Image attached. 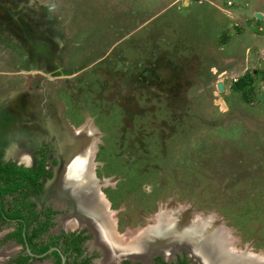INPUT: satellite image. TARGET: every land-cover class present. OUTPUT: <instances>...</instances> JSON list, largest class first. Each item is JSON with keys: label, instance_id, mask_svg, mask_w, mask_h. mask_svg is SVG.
<instances>
[{"label": "rangeland", "instance_id": "374dc122", "mask_svg": "<svg viewBox=\"0 0 264 264\" xmlns=\"http://www.w3.org/2000/svg\"><path fill=\"white\" fill-rule=\"evenodd\" d=\"M74 2L59 15L67 76L53 81L65 118L93 130L94 175L116 184L99 189L118 225L143 227L165 211L178 222L206 215L238 246L264 251V71L255 51L264 0ZM15 60H0V108L16 86L37 80ZM246 72L255 78L247 98L232 89ZM56 87L45 89L55 102Z\"/></svg>", "mask_w": 264, "mask_h": 264}, {"label": "flooded vegetation", "instance_id": "af4514ba", "mask_svg": "<svg viewBox=\"0 0 264 264\" xmlns=\"http://www.w3.org/2000/svg\"><path fill=\"white\" fill-rule=\"evenodd\" d=\"M74 1L46 0L43 3H38L35 0H0V60L8 58L10 55V58L16 59L18 68L23 67L26 71L31 70V72L23 73L20 72L21 69H18L14 74L23 73L27 77H37V80H35L36 78L26 80L27 88L26 86H16L14 90L22 92L26 99L29 101L33 99L35 103L37 102L34 97L42 94L46 96L47 101L42 99L40 103H37L39 108L42 109L47 105L50 107L48 111L40 112L39 115L27 117L24 114L22 116V112L15 114L10 111V108L14 106L11 105L10 97H6V102L1 104L0 160L2 163H13L14 167L20 166L31 170H37L41 163L48 174L39 177L36 185L31 178L25 179L16 190L1 197L0 264H201L197 257L190 253L186 244L167 247L170 252L166 254L159 245L147 240L146 234H141L144 228L154 224L158 214L152 215L150 217L152 222L143 227L132 229L131 227L122 228L118 225L119 221L115 217L117 210L110 208V199L105 190L99 189L100 186L115 188L116 184L111 186L112 178L98 179L95 177L93 169L95 167L97 169L100 164L96 165L93 161L91 153L93 150H84L87 146L93 149V130L86 125V121L74 126L70 119L63 115L65 111L60 105L62 107L64 105L58 100L59 92L56 82L53 81H62L64 76H67L61 64L63 53H65L63 44L66 32L64 27L62 28L63 25L60 24L59 15L64 13L68 15V11L72 7L79 5ZM60 8H65L61 14L59 13ZM42 65H45L44 74H40L38 71L41 70ZM2 74L7 73L2 72ZM49 83L51 87H56L54 93L58 97L56 98L58 103L52 100V92L45 90L49 87ZM34 85H37L38 89H35ZM31 87L34 88L33 94L30 92ZM42 102L44 103L41 104ZM21 103L24 110L27 109L26 102L21 100ZM15 109L18 110L14 108L13 111ZM54 112L59 115H54ZM4 124L5 126H3ZM17 132L22 136L23 142L31 143L33 141L35 143L33 147H23L21 151L25 152V155L19 153L17 156L8 150L7 143L13 139ZM68 133H71L72 136ZM30 137L33 139L29 141ZM76 157L84 158V161L86 158L90 169L89 178H92L94 182L87 186L88 182L84 177L79 185L86 183L85 195L101 201L99 211L103 212L97 217L94 212L86 209L83 218L79 219V225H74V222H71L75 200L69 201V197H71L69 192L73 194L74 188L67 187L63 198L56 195L57 186H63L58 177V173H61L60 168L69 165ZM74 178L71 176V179ZM18 181L13 180L12 184L18 183ZM170 212L174 217L176 211ZM191 213L193 211L186 214ZM186 214L182 213L183 219H186ZM97 219L99 224L104 227L100 229L103 230L104 237L101 235V231H96ZM106 225H109L108 229H106ZM228 230L229 233L226 234L236 252H243L246 248L248 253L264 257V251L256 252L248 245L238 246L237 237L231 234L230 229ZM105 240L106 243L110 240V246H114L115 248H113L119 250V253L123 249L122 251L126 254L116 260H110L103 242ZM141 246H146L149 253L145 252L139 255ZM125 247L128 248L126 251H130L129 254L124 251ZM251 250L253 252H249Z\"/></svg>", "mask_w": 264, "mask_h": 264}, {"label": "bare ground", "instance_id": "6f19581e", "mask_svg": "<svg viewBox=\"0 0 264 264\" xmlns=\"http://www.w3.org/2000/svg\"><path fill=\"white\" fill-rule=\"evenodd\" d=\"M68 134L72 136L71 133ZM7 145L9 152L11 151L17 156H19V153L25 155V152L21 151L23 147L19 146L16 140L11 139L8 141ZM67 147L69 148V146ZM84 150L92 149L88 146ZM89 170L86 158L84 161V158L78 159L76 157V159L73 162H70L69 165L67 164L66 167H61V173H58L59 181L63 184V186H57L56 195L59 196V198L64 197L65 189H67V187L74 188V195L72 192H69V195L71 196L69 197V201L75 200V207L72 214L73 219H71V222H74V225L79 223V219L83 218L86 209L90 212H94L97 217L99 214L103 213H100L99 211V205H101L99 203L101 201L97 200L95 197L85 195L86 187L94 183L93 179L89 178ZM71 176L75 177V180L71 179ZM84 177L88 182L87 186L86 183L84 185H79L81 179ZM88 219L90 220V218ZM96 222H98V219ZM214 224L215 222L211 220V217H206V215L202 219L192 218L191 216L182 222H178L171 213L169 214V211H165L158 214L154 224L151 227L144 228L141 234H146L148 237L147 240H150L153 244L159 245L160 249L166 254L170 252L167 250V247L170 248L171 246H177V244H186L190 253L197 257L201 264H264V257L252 255L248 253L246 248L243 252H236L231 246V242L228 241L225 231L222 230L221 227L219 228V225L216 226ZM95 227L97 229L96 231H101V235L104 237L103 230H100L104 227L101 226L99 222ZM105 227L108 229L109 225H106ZM108 241L110 242V240ZM103 242L105 243L107 256H109L110 260H116L121 257V255L124 256V254H126L122 251L123 249L121 250V253H119V250L114 249V246H110L109 242L106 243V240ZM124 249V251H126L128 248L125 247ZM148 250L149 249L146 248V246H141L139 255L144 254L145 252L149 253ZM126 252L129 254L130 251Z\"/></svg>", "mask_w": 264, "mask_h": 264}, {"label": "trees", "instance_id": "16d2710c", "mask_svg": "<svg viewBox=\"0 0 264 264\" xmlns=\"http://www.w3.org/2000/svg\"><path fill=\"white\" fill-rule=\"evenodd\" d=\"M264 71V70H261ZM232 89L237 92H241L245 98L248 97L255 90V78L249 72L242 75L237 81L232 84ZM48 174L43 165L37 170L26 169L24 167H14L13 163L3 164L0 160V202L1 197L5 194H9L22 185L23 180L30 179L36 185L39 177ZM13 180H19L18 183H13ZM4 184V185H2ZM1 208V206H0Z\"/></svg>", "mask_w": 264, "mask_h": 264}, {"label": "water", "instance_id": "95a60500", "mask_svg": "<svg viewBox=\"0 0 264 264\" xmlns=\"http://www.w3.org/2000/svg\"><path fill=\"white\" fill-rule=\"evenodd\" d=\"M255 16H256V18H258V19H261L262 18V15L260 14V13H255ZM258 63H259V66H260V68L261 69H264V59L263 58H260L259 60H258ZM217 89L219 90V91H222L223 90V85H222V83L221 82H217ZM12 92L15 94V90H12ZM23 97V98H22ZM12 99V101H11V105L13 106H16V107H12V108H10V111H12V112H14L15 114H17V112H22V116H23V114L25 115V116H27V117H33V116H36V115H39L40 114V112L41 113H43V112H45V111H48V109L50 108L49 107V105H47V106H43V108L42 109H40L39 107V104H37L38 102L40 103L41 101H40V99L39 98H35V100H36V102L37 103H35V101H33V99L32 100H28V99H26V96H24L23 95V93L22 92H20V93H18V95H17V97H15L14 95H13V97L11 98ZM21 100L24 102H26V106H27V109H25L24 110V106L23 105H20V104H22L21 103ZM45 101V100H44ZM44 102H42L41 104H43ZM16 104V105H15ZM42 106V105H41ZM14 108H17L18 110H16L15 109V111H13L14 110ZM54 115H59L58 113H56V112H54ZM17 119V118H16ZM22 136L17 132L16 134H15V136L13 137V139L14 140H16V142L19 144V146H21V147H33L34 146V142L33 141H31V143L30 142H23L21 139ZM93 146V145H92ZM220 227H221V229L222 230H224V231H226L227 233H229V230L224 226V225H220ZM235 249V248H234ZM252 255H253V253H251ZM254 255H257V254H254Z\"/></svg>", "mask_w": 264, "mask_h": 264}, {"label": "crops", "instance_id": "0c3cea01", "mask_svg": "<svg viewBox=\"0 0 264 264\" xmlns=\"http://www.w3.org/2000/svg\"><path fill=\"white\" fill-rule=\"evenodd\" d=\"M36 1V0H35ZM177 1V0H176ZM183 1V0H182ZM173 2H175V1H173ZM173 3L171 2L169 5H166V6H164V7H162V9L161 10H156L155 11V13H154V15H152L151 16V18H154L155 16H157L158 14H160V13H163L165 10H166V8L167 7H169L170 5H172ZM188 4H190V2H188ZM230 6H231V4H230ZM228 11V10H227ZM257 11H258V13H260L259 11H261V10H259V9H257V10H255V9H253V13L252 14H254L255 15V13H257ZM228 12H230V11H228ZM229 16H231L232 18H233V16H232V14H229ZM263 18H264V14H263ZM258 19V18H257ZM262 26H259V30H262V28H261ZM262 42H264V30H263V32H262ZM252 36V35H251ZM196 41V40H195ZM196 44H197V46H196V49L200 46V43H198V41L196 42ZM199 45V46H198ZM264 44H262L259 48H257V49H255V51H256V54H258V55H256V57H257V59H256V63L258 64V68H256L257 70L256 71H261V70H263V69H261L260 68V66H259V63H258V60L260 59V57L261 58H263L264 59V46H263ZM249 48V47H248ZM256 48V47H255ZM232 56V55H231ZM234 56V55H233ZM27 72V71H26ZM223 87H224V89L226 88V84L224 83V81H223Z\"/></svg>", "mask_w": 264, "mask_h": 264}, {"label": "built area", "instance_id": "2783aa9c", "mask_svg": "<svg viewBox=\"0 0 264 264\" xmlns=\"http://www.w3.org/2000/svg\"><path fill=\"white\" fill-rule=\"evenodd\" d=\"M237 81V78H233V82Z\"/></svg>", "mask_w": 264, "mask_h": 264}]
</instances>
